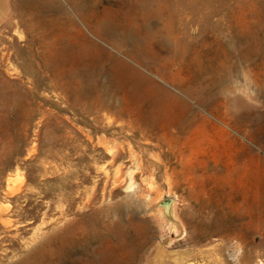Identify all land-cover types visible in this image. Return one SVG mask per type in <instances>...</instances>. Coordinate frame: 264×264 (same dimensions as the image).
Listing matches in <instances>:
<instances>
[{
    "label": "rangeland",
    "instance_id": "374dc122",
    "mask_svg": "<svg viewBox=\"0 0 264 264\" xmlns=\"http://www.w3.org/2000/svg\"><path fill=\"white\" fill-rule=\"evenodd\" d=\"M0 264H264V0H0Z\"/></svg>",
    "mask_w": 264,
    "mask_h": 264
},
{
    "label": "bare ground",
    "instance_id": "6f19581e",
    "mask_svg": "<svg viewBox=\"0 0 264 264\" xmlns=\"http://www.w3.org/2000/svg\"><path fill=\"white\" fill-rule=\"evenodd\" d=\"M221 23V22H220ZM215 24V23H214ZM213 24V25H214ZM221 25H222V23H221ZM220 26V25H219ZM218 26V24L216 25V26H214V28H213V32L214 31H216L217 33H218V35L216 36V38H217V42H218V44L222 47V48H227L228 47V45H232V46H234V47H236V45H238L239 44V40H236V38H231V39H227L226 38V35H225V33L223 34V30L220 28ZM222 27V26H221ZM223 28V27H222ZM210 30H212V29H210ZM214 35L216 34V33H213ZM233 36V35H232ZM235 36V35H234ZM240 39V38H239ZM215 40V39H214ZM241 40V39H240ZM243 42V41H242ZM230 49V48H229ZM235 50V49H234ZM224 51V50H223ZM227 52H228V50H226ZM226 51H224V53H226ZM236 51V50H235ZM245 51V50H244ZM242 52V51H241ZM228 54L230 55V53L228 52ZM232 54V53H231ZM245 54V53H244ZM233 55V54H232ZM247 55H249V54H247ZM239 56V55H238ZM246 56V55H245ZM251 56V55H250ZM233 57H235V56H233ZM231 58H232V56H231ZM239 58H241V57H239ZM243 58V57H242ZM241 58V59H242ZM246 58V57H245ZM257 58V57H256ZM233 59V58H232ZM244 59V58H243ZM246 59H248V58H246ZM240 60V59H239ZM242 61V60H241ZM246 61V60H245ZM257 61V60H256ZM236 63V62H235ZM240 63V62H239ZM242 63V62H241ZM240 63V64H241ZM245 63V62H244ZM238 65V64H237ZM249 65V64H248ZM232 66H234V65H232ZM235 69V68H234ZM240 70V69H239ZM233 71V70H232ZM231 71V72H232ZM236 71V70H235ZM234 71V72H235ZM230 72V74H228V76H229V78L231 77V73ZM233 72V73H234ZM238 72V71H237ZM241 72V71H240ZM245 72V71H244ZM234 75H236V74H234ZM236 77V76H235ZM234 77V78H235ZM232 78V77H231ZM228 80H230V79H228ZM228 82V81H227ZM227 82L225 81V80H220V81H218L217 80V83L214 85V88L213 89H215V88H220L221 89V91H220V93H219V96L220 95H224L226 92H227V90H229V85H227ZM219 89V90H220ZM218 95V94H217ZM221 98V97H220ZM217 99V98H216ZM225 99V98H224ZM220 103V102H219ZM221 104V103H220ZM219 104V106H221ZM226 105V104H225ZM225 108V107H224ZM223 116H224V114H223ZM223 121V124H227L226 122H224V120H222ZM221 121V122H222ZM157 202V201H156ZM170 205L171 204H168V206H167V210H168V212L170 211Z\"/></svg>",
    "mask_w": 264,
    "mask_h": 264
}]
</instances>
